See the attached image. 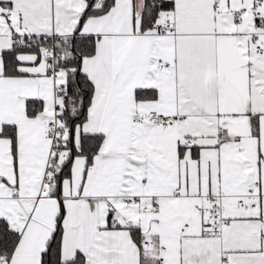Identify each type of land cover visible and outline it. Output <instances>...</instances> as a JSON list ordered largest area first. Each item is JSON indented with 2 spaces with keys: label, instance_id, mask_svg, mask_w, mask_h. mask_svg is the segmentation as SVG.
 I'll return each mask as SVG.
<instances>
[{
  "label": "snow or ice",
  "instance_id": "obj_1",
  "mask_svg": "<svg viewBox=\"0 0 264 264\" xmlns=\"http://www.w3.org/2000/svg\"><path fill=\"white\" fill-rule=\"evenodd\" d=\"M0 264H264V0H0Z\"/></svg>",
  "mask_w": 264,
  "mask_h": 264
}]
</instances>
